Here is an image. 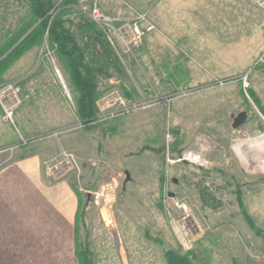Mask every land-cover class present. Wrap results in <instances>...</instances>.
Instances as JSON below:
<instances>
[{"label":"rangeland","instance_id":"obj_1","mask_svg":"<svg viewBox=\"0 0 264 264\" xmlns=\"http://www.w3.org/2000/svg\"><path fill=\"white\" fill-rule=\"evenodd\" d=\"M240 1L106 0V6L102 5L108 10L114 9L110 13L101 6L104 11L122 17L147 12L157 27L144 37L134 53L124 57V61L113 52L121 71L112 69V77L99 78L100 98L117 89L128 102L138 104L129 111H107L103 115L98 108L96 119L84 123L77 114L78 94L54 52L49 50L47 41L36 47L35 60L27 71L21 76L10 73L23 55L5 74L6 81L0 83L2 86L19 82L23 88L26 99L14 116L20 131L16 113L30 96L19 77L37 76L34 80L38 79L36 86L42 90V96L53 94L56 85L41 84L40 80L52 78L59 83L72 115L66 128L57 129L68 130L65 135L92 126L101 127L103 133L111 137V145L118 152L127 153L121 156L111 153V166L105 163L107 161L85 158L63 147L60 143L63 135L49 139L60 144L59 152L69 151L78 159L80 170L69 176L78 177L79 181L90 174L96 176L99 171L112 176L98 187L95 181L87 187L82 183L84 194L113 181L118 183V198L112 212L115 224H105L95 203L94 228L90 230L88 213L85 216L87 227L84 229L79 223L81 241L88 232L94 264H122L115 251L112 259L106 258L109 248L102 244L103 235L117 240L122 236L132 264H167L165 252L169 249L183 253L195 251L197 264H264V165L260 163L264 161V151L253 147L259 144L264 148V74H251L247 86L242 80V74L264 46L263 15L241 11ZM247 1L259 10L252 0ZM81 12L78 3L68 15L74 30L80 25L78 14ZM25 14L26 5L16 0H0V37L15 28ZM40 95L34 103L38 104V98H43L41 101L50 106L54 100L50 113L56 115L49 117L47 125H56L57 114L62 115V112L66 118L67 109L62 110L58 99L50 101ZM0 109L3 120L16 131L15 126L4 119L1 106ZM242 111L248 113V119L235 129L233 116ZM168 135L173 138L170 154L167 152ZM233 144L242 153L244 163L234 153ZM187 150L201 154L209 164H170L167 161V158H181ZM128 176L130 182L125 189ZM165 181L175 198L189 200V220L200 229L188 252L177 241L162 203ZM203 187L216 198V209L203 205L200 192ZM90 198L93 200L92 196ZM82 209L80 207V211ZM244 213L251 216L263 235L250 227ZM91 233L95 236L93 242Z\"/></svg>","mask_w":264,"mask_h":264},{"label":"crops","instance_id":"obj_2","mask_svg":"<svg viewBox=\"0 0 264 264\" xmlns=\"http://www.w3.org/2000/svg\"><path fill=\"white\" fill-rule=\"evenodd\" d=\"M104 2L106 0H101L100 4L107 11L114 9L111 7L108 10ZM240 2L243 9L241 11L262 14L264 26V12L252 7L246 0ZM114 3L118 4L117 1ZM152 21L154 22L153 18ZM262 36L263 44L264 30ZM36 54L37 48L28 51L10 73H19L21 76L33 64ZM36 77L29 78L25 75L19 77L25 92L30 96L29 101L16 113L20 129L26 136L50 129L66 128L72 116L70 106L63 99L59 83L52 78L46 81L40 78L41 84L48 82V85L51 83L56 85L53 94L42 96V90H38L36 86L38 79L34 80ZM38 95L50 101L58 99L62 110L67 109L66 118L62 112V115L57 114L56 125H47L49 117L52 119L56 115L50 113L53 111L54 100L50 102V106L41 101L43 98H38V104L34 103ZM46 107H49V110ZM60 143L82 157L93 158L99 162L104 160L111 166L113 165L111 153L116 156L126 153L123 150L118 152L111 145V137L106 136L98 126L65 134ZM17 144V133L3 120L0 109V264H79L75 242L80 207L87 206L90 230L94 228L93 200L91 196L83 193L82 183L87 187L95 181L98 187L112 176L99 171L96 176L90 174L82 181L73 176L60 181L51 180L45 174L44 163L59 152L60 144L54 140H47L20 146L14 151L10 150ZM102 144H105V147H102ZM129 179L125 189L129 185ZM114 224L115 218L112 215V225ZM101 237L103 246L109 248L106 258L112 259L115 251L118 257L115 256L122 260V264H132L128 246L124 245L126 241L122 236H119L118 240L109 235ZM91 239L92 242L95 239L92 233Z\"/></svg>","mask_w":264,"mask_h":264},{"label":"trees","instance_id":"obj_3","mask_svg":"<svg viewBox=\"0 0 264 264\" xmlns=\"http://www.w3.org/2000/svg\"><path fill=\"white\" fill-rule=\"evenodd\" d=\"M26 5L27 14L20 18L15 28L9 29L0 37V59L6 55L25 35L26 37L4 59L0 60V83L6 81L5 74L12 65L28 51L42 46L47 41L49 50L54 52L57 60L70 80L76 97L77 111L84 123L96 119L98 115L97 100L101 96L99 78L113 75L111 70L121 71L119 60L114 57L112 48L104 33L84 12L77 30L69 19V14L78 5V0H16ZM82 40V43L80 40ZM125 94L128 95L125 89ZM221 190V187H217ZM207 188L200 189L205 207L216 209V198L208 193ZM238 197L241 193L238 192ZM162 208V206H161ZM87 206L78 214L76 226V256L79 264H94L90 249L88 232L81 241L78 235L79 223L84 229ZM250 227L259 235L263 232L255 225L250 215L244 213ZM146 236L150 237L149 233ZM167 264H197L195 251L183 253L181 250L169 249L165 252Z\"/></svg>","mask_w":264,"mask_h":264},{"label":"built area","instance_id":"obj_4","mask_svg":"<svg viewBox=\"0 0 264 264\" xmlns=\"http://www.w3.org/2000/svg\"><path fill=\"white\" fill-rule=\"evenodd\" d=\"M101 0H78L81 10L94 22L104 33L113 52L124 61V57L134 53L142 44L144 37L157 29L156 25L150 20L147 12H136L129 17L116 16L104 11L100 5ZM253 3L264 12V0H252ZM261 72L264 74V46L254 63L242 74L245 86L249 82V76L253 73ZM63 80V79H62ZM19 82L8 83L0 86V106L4 112V119L15 126L18 136V144L10 148L14 151L20 146H28L49 139H58L66 131L65 129L48 130L30 137L24 136L15 124V111L20 107L26 96ZM97 106L101 113L107 111L120 112L129 111L138 106L136 103L128 102L119 90L115 89L104 93L97 101ZM104 115V114H103ZM170 135L167 139V152L170 154L171 141ZM170 164L177 162L191 163L194 165H208V160L201 154L193 151H185L181 158L173 160L167 158ZM45 174L54 181H60L74 172L80 170V164L76 156L66 150H61L56 156L45 161ZM162 203L169 218L172 231L180 246L187 252L192 250L196 241L195 234L199 232V227L190 222L189 200L175 198L169 189L167 181L163 184ZM119 186L117 182L103 185L98 190L88 192L93 197V203L99 206L103 221L106 225L112 224V212L118 198ZM187 199V197H185ZM189 199V198H188ZM183 212V213H182Z\"/></svg>","mask_w":264,"mask_h":264},{"label":"water","instance_id":"obj_5","mask_svg":"<svg viewBox=\"0 0 264 264\" xmlns=\"http://www.w3.org/2000/svg\"><path fill=\"white\" fill-rule=\"evenodd\" d=\"M26 37V35L6 54L4 55L0 60L4 59L5 57H7V55L9 53H11L13 51V49ZM248 119V113L246 111H242L240 112L237 116H233V127L235 129L241 127L242 125H244L246 123ZM130 177L128 176V179Z\"/></svg>","mask_w":264,"mask_h":264},{"label":"clouds","instance_id":"obj_6","mask_svg":"<svg viewBox=\"0 0 264 264\" xmlns=\"http://www.w3.org/2000/svg\"><path fill=\"white\" fill-rule=\"evenodd\" d=\"M253 147H256L259 150L264 151V148H261V145H259V144H255V145H253ZM232 149H233L234 153L236 154L237 158L241 159L242 153L239 151V148L237 147L236 144H233ZM244 162H245V160L241 159V163H244ZM260 163H261V165H264V161H261Z\"/></svg>","mask_w":264,"mask_h":264}]
</instances>
